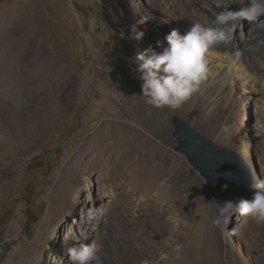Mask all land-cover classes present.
<instances>
[{
  "label": "rangeland",
  "instance_id": "1",
  "mask_svg": "<svg viewBox=\"0 0 264 264\" xmlns=\"http://www.w3.org/2000/svg\"><path fill=\"white\" fill-rule=\"evenodd\" d=\"M196 4L0 0V264H72L67 248L93 240L101 264H264V222L236 213L215 223L216 202L253 191H208L175 152L172 126L184 119L236 152L248 184L264 180V79L245 61L253 47L236 44L263 46L254 27L264 21H240L237 36L212 47L206 79L176 109L147 105L134 72L146 49L185 33ZM228 59L241 69L212 125L215 114L198 106Z\"/></svg>",
  "mask_w": 264,
  "mask_h": 264
},
{
  "label": "clouds",
  "instance_id": "2",
  "mask_svg": "<svg viewBox=\"0 0 264 264\" xmlns=\"http://www.w3.org/2000/svg\"><path fill=\"white\" fill-rule=\"evenodd\" d=\"M241 5L239 10L233 11L223 3L217 4V7L225 6L224 10L214 12L210 24L193 23L184 34L173 30L165 37L167 47L157 41L161 51L150 46L145 54L132 61L136 64L134 72L141 81V96L147 105L156 109H176L198 90L209 72V50L228 44L237 22H253L264 16V0H241ZM227 187L224 185L225 190ZM248 187L253 191L250 200L216 202L217 225L227 223L236 213L251 217L257 223L264 222V180L251 182ZM102 250V244L93 240L87 244L74 243L67 248V255L72 264H101Z\"/></svg>",
  "mask_w": 264,
  "mask_h": 264
},
{
  "label": "water",
  "instance_id": "3",
  "mask_svg": "<svg viewBox=\"0 0 264 264\" xmlns=\"http://www.w3.org/2000/svg\"><path fill=\"white\" fill-rule=\"evenodd\" d=\"M172 126L177 141L175 152L182 154L193 170L205 180L208 191H218L224 185L240 191L248 188L233 149L215 144L180 117L173 116Z\"/></svg>",
  "mask_w": 264,
  "mask_h": 264
},
{
  "label": "bare ground",
  "instance_id": "4",
  "mask_svg": "<svg viewBox=\"0 0 264 264\" xmlns=\"http://www.w3.org/2000/svg\"><path fill=\"white\" fill-rule=\"evenodd\" d=\"M229 1L230 0H216V3L211 5L208 0H197V4L193 8V12L191 13V15H189V19L191 20L192 24L193 23H197V22L202 23V24H210L212 22L213 18H214V12L219 13L220 11L224 10L225 6H220V7L216 6L219 3L225 4L226 7L229 10L237 11V8L235 7V5L233 3H231V2H229ZM262 21H264V16H261V17L258 18V22H262ZM255 22L256 21H254V25H255ZM254 29H257V32H263L264 31V29H261V27H254ZM238 32H239V30L237 29V24H236L235 31L232 32L231 37L232 36L234 37L235 35L237 36ZM239 42H240V46H238L239 50H244L248 46H252L253 47L254 52L251 55L250 54L246 55V60L245 61H247L249 63V65H251L252 71L255 74V75L254 74L253 75H254V77L256 76V78L253 77V79H257L258 81L261 82L260 79H264V45L260 46V45H258V43L255 44V43H253V40H245V41H242L241 39H240V41L236 40V44L238 43V45H239ZM251 44H255V45H251ZM219 46L220 45H218L216 48H218L219 50L221 48H223V47H221V46L219 47ZM259 46L262 47V49H259L258 48ZM227 48H229V47H227ZM229 51H230V49H229ZM223 60H225V59H223ZM233 60H232V62H229L230 60L228 59L227 62H229V64L228 65L226 64L227 67H226L225 70L223 69L222 78L220 80H217L219 82L215 83L216 85H212V83L210 84L212 86H211L210 90L207 91V93H206L207 96H205L203 104L198 106L199 109L205 110L209 115H212V113L215 114V118H211L210 117L211 121L215 119L212 122V125H218L220 120H221L220 117H219V115L221 113V111H220V101L222 99L221 97L223 96V92H224V95H225V91L224 90L227 88L228 84L231 82V78H233L232 81L233 80L236 81V79H237V78H235L236 77L235 75L232 76L231 72L233 73V70H235V71L238 70L236 67H238L237 63H239V62L237 60H235V61H237L235 63V61H233ZM221 62H223V61H221ZM240 64L242 65V63H240ZM240 69L241 68L239 67L238 71H240ZM246 71L250 72L247 68H246ZM241 73H242V71H241ZM220 74H221V72H220ZM242 75H243V80L245 81V79H244L245 78V76H244L245 74L242 73ZM248 75H249V73H248ZM29 79L32 80L33 78H29ZM233 82H231L232 84H230L229 86L232 87V85H235V82H234V84H233ZM263 84H264V81H263ZM36 88H37V86H36ZM258 97H259L258 98L259 101L263 104V107H264V89H262L260 91V94L258 95ZM262 109H264V108H262ZM263 115H264V111H263ZM104 146H107V145L105 144ZM102 150L105 151L104 148H102ZM108 151H110V149H108Z\"/></svg>",
  "mask_w": 264,
  "mask_h": 264
}]
</instances>
